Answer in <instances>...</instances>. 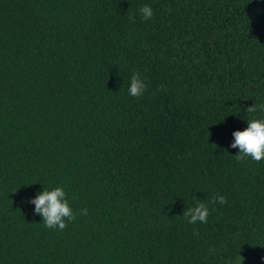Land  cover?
Returning a JSON list of instances; mask_svg holds the SVG:
<instances>
[{
	"label": "trees",
	"instance_id": "16d2710c",
	"mask_svg": "<svg viewBox=\"0 0 264 264\" xmlns=\"http://www.w3.org/2000/svg\"><path fill=\"white\" fill-rule=\"evenodd\" d=\"M255 102L264 0H0V264H264ZM57 186L88 210L63 231L30 202Z\"/></svg>",
	"mask_w": 264,
	"mask_h": 264
},
{
	"label": "clouds",
	"instance_id": "9594fccd",
	"mask_svg": "<svg viewBox=\"0 0 264 264\" xmlns=\"http://www.w3.org/2000/svg\"><path fill=\"white\" fill-rule=\"evenodd\" d=\"M141 17L144 20L152 19L154 16L153 8L145 4L140 8ZM148 85L145 78L139 72L133 73L130 81L128 93L130 96L140 98L147 91ZM247 113L257 111L264 113V103L256 102L246 109ZM234 141L231 148H238L239 152L235 155L237 162H243L248 158L259 163L264 160V117L248 119V127L237 130L233 133ZM35 205L34 212L43 217V224L47 229H58L63 231L67 227L68 221H75L77 215L86 216L88 210L82 209L77 213L73 210L67 193L62 186H57L51 190L44 188L31 201ZM213 203L226 204L227 198L217 193L212 198ZM210 209L206 202L195 201L192 207H187L183 217L188 224L197 222L207 223ZM198 235L199 233H194ZM242 264V262H241Z\"/></svg>",
	"mask_w": 264,
	"mask_h": 264
}]
</instances>
